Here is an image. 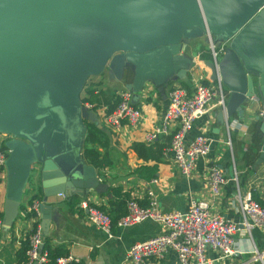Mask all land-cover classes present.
Here are the masks:
<instances>
[{
  "label": "crops",
  "instance_id": "crops-1",
  "mask_svg": "<svg viewBox=\"0 0 264 264\" xmlns=\"http://www.w3.org/2000/svg\"><path fill=\"white\" fill-rule=\"evenodd\" d=\"M183 15L187 18L176 31L179 42L187 40L185 50L180 53L191 60L187 76L183 80L167 82L159 77L167 73L168 64L161 59L157 63H144L139 59L136 63L125 60L119 75L114 74L115 54H126V50L114 49L107 56L102 68L85 75L82 89L78 95V103L74 111L61 116L50 132V137L38 144L39 154L43 158H53L55 163L83 164L81 177H77L85 193L73 194L72 191L56 193L47 197L43 202L39 163L31 165L30 173L24 185L20 206L13 224L8 230L0 232V264H17L16 252L22 240H27L28 234L36 222V218L26 212L33 201L44 204L43 213L48 214V228L43 232L44 241L52 247L70 252L77 264H128L126 253L135 243L147 240L164 232L160 223L145 220L138 224L118 228L112 226V235L108 237L86 219V209L83 204L95 205L117 220L125 212V201L115 199L113 188L128 194L141 204H146L145 180L135 173L137 166L145 162L138 158L130 148L134 141L151 144L159 141L169 145L176 124H168L165 133L157 135L151 143L146 142L145 136L150 131L162 125V117L167 105V92L176 84L190 86L196 82L214 83L213 72L209 66L211 61L207 35L201 30L197 33L196 19L191 16L192 5L183 7ZM190 17V19L188 18ZM185 18V19H186ZM192 31V32H190ZM211 42L218 47L219 30L214 28ZM156 75L153 80L149 74ZM173 76V70L167 73ZM160 75V76H159ZM159 76V77H158ZM216 77V76H215ZM161 81V82H159ZM226 89V88H225ZM131 92V103L142 111L141 120L135 125L123 123L114 128L105 120L115 106L117 95L122 91ZM227 91V99L229 92ZM96 94L94 103L86 108L83 98ZM89 93V94H88ZM92 111L96 116L95 122L82 115V107ZM243 114L237 112L226 116L218 108L194 120L190 129L183 137L187 146L195 137L204 136L209 141V151L200 156L194 168L188 175L180 172L177 163L170 153L163 152L156 173L157 183L150 185L154 190L158 206L163 212L185 211L189 201L204 200L211 213H216L225 219L239 223L242 228L241 215L235 199V185L229 181L218 194H213L207 186L208 168L215 164L229 176L233 166L238 172V182L241 192L254 191L264 207V162L256 164L257 145L259 136L255 116L260 110L264 111L263 102L253 99L251 104L242 106ZM226 118L229 131L225 124L220 123L219 114ZM83 126H87L85 138L82 140ZM95 128L89 139L88 132ZM52 133V134H51ZM10 138L13 135L9 134ZM227 138L230 147L226 144ZM166 148L164 150H166ZM98 155L92 160L93 155ZM149 162L148 164H152ZM91 167V182L84 178V168ZM84 176V177H83ZM150 180V179H149ZM89 182V183H88ZM6 200V170L0 174V212ZM120 201L122 202L121 205ZM42 214V212H40ZM2 220V217L0 218ZM39 223L41 218L39 216ZM45 233V234H44ZM234 253L222 257L210 247L205 249V257L209 264H264V229L252 228L250 234L243 230L234 235ZM256 250V251H255ZM143 264H178L176 254L168 250L161 258H147Z\"/></svg>",
  "mask_w": 264,
  "mask_h": 264
},
{
  "label": "water",
  "instance_id": "water-1",
  "mask_svg": "<svg viewBox=\"0 0 264 264\" xmlns=\"http://www.w3.org/2000/svg\"><path fill=\"white\" fill-rule=\"evenodd\" d=\"M186 4L192 5L197 33L203 30L211 38L213 29L219 30L218 72L229 92L226 116H242V106L253 99L264 106V0H0V131L13 135L4 142L8 155L2 230L16 218L34 162L40 166L43 202L56 193H85L77 178L83 164L43 158L38 144L50 137L61 116L75 110L85 75L100 70L112 50L127 51L112 57L116 75L125 60L161 59L173 76L165 73L160 79H185L191 60L180 53L187 40L179 42L176 31L186 24ZM209 66L214 79L212 61ZM82 115L96 120L85 106ZM254 118L259 136L255 163L261 164L264 116ZM219 119L223 124L222 113ZM86 130L83 126L82 140ZM91 170L84 168L89 182ZM43 207L41 202L40 225L46 233L48 214Z\"/></svg>",
  "mask_w": 264,
  "mask_h": 264
},
{
  "label": "built area",
  "instance_id": "built-area-1",
  "mask_svg": "<svg viewBox=\"0 0 264 264\" xmlns=\"http://www.w3.org/2000/svg\"><path fill=\"white\" fill-rule=\"evenodd\" d=\"M209 41L211 61L215 68L214 83L196 82L190 86L176 84L167 92V105L162 117L161 127L146 134L145 140L151 143L157 135L165 133L168 124H176V130L172 134L165 153H170L178 165L180 172L188 175L194 168L196 160L209 151V141L204 136L195 137L187 146L184 145L183 137L190 129L195 119L207 114L213 108H218L225 114L227 91L222 84L218 72V60L222 47L216 48ZM86 105V108H90ZM260 117L264 111L258 112ZM143 114L140 108L131 103V92L125 90L117 95L113 109L106 114L105 120L108 125L118 128L123 123L135 125ZM224 126L228 133L229 127L226 118ZM9 134L0 131V174L5 170V160L8 150L3 143L9 139ZM226 144L230 147L229 139ZM235 185V199L241 215V225L225 219L219 214L211 213L209 206L204 200L189 201L185 211L163 212L160 210L154 190L150 185L156 184V177L146 181V204H141L134 198L125 202V212L117 220L113 221L109 214L95 205L83 204L86 209V219L96 228L104 232L108 237L112 235V226L118 228L128 227L145 220H150L163 225L164 232L144 241L133 243L127 253L128 264H143L147 258H161L168 250L176 254L178 264H209L205 257V249L210 247L220 253L222 257L234 253V235L240 231L250 234L252 228L264 229V207L252 199L250 192H241L238 182V172L233 166L232 174L225 175L215 164L208 168L207 186L213 194H218L229 182ZM40 201H33L27 212L36 218L27 237L28 247L26 260L20 264H47L50 260L48 252L44 249V237L39 223ZM1 232V220H0ZM256 251V250H255ZM78 260L70 253L54 258L50 264H77Z\"/></svg>",
  "mask_w": 264,
  "mask_h": 264
},
{
  "label": "trees",
  "instance_id": "trees-1",
  "mask_svg": "<svg viewBox=\"0 0 264 264\" xmlns=\"http://www.w3.org/2000/svg\"><path fill=\"white\" fill-rule=\"evenodd\" d=\"M89 93H91V92H89ZM95 97H96V94L92 92L88 98H83L82 101H83V103H85L87 105H92L94 103ZM95 131H96L95 128H91L88 132L87 139H89V136ZM3 146H4V143H3ZM130 148L135 152V154L137 155L138 158L142 159L145 162L144 164H141V165L136 167L135 173L139 177H141L145 180H149V179L155 177L157 170H158V163L162 159L163 152L165 151L164 149L166 148V144L159 142V141H154L151 144H147V143L139 142V141H134L131 143ZM87 153L89 155H93L92 160H94L98 155L93 150H88ZM149 162H153V163L148 164ZM112 191H113V195L115 196V199H123L125 202L128 199V194L125 192L122 193L119 188H113ZM251 197H252V199L257 201L260 205H262L260 200L256 197V194L254 191H251ZM121 204H122V202L120 201L119 205H121ZM1 217H2V213L0 212V218ZM113 221H115V220H113ZM27 247H28L27 240H22L21 245L16 252L17 264H20L21 262L26 260ZM43 247H44V249L47 250L49 258H50V260L47 264L52 263L55 257L63 255L66 253V251H64L62 249L50 247L46 243V241H44Z\"/></svg>",
  "mask_w": 264,
  "mask_h": 264
},
{
  "label": "rangeland",
  "instance_id": "rangeland-1",
  "mask_svg": "<svg viewBox=\"0 0 264 264\" xmlns=\"http://www.w3.org/2000/svg\"><path fill=\"white\" fill-rule=\"evenodd\" d=\"M213 45L215 46V43L212 41ZM207 46H209V41L207 40Z\"/></svg>",
  "mask_w": 264,
  "mask_h": 264
}]
</instances>
